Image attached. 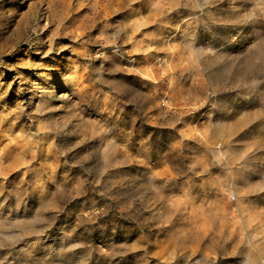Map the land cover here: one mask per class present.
I'll return each instance as SVG.
<instances>
[{
	"label": "rangeland",
	"instance_id": "obj_1",
	"mask_svg": "<svg viewBox=\"0 0 264 264\" xmlns=\"http://www.w3.org/2000/svg\"><path fill=\"white\" fill-rule=\"evenodd\" d=\"M0 264H264V0H0Z\"/></svg>",
	"mask_w": 264,
	"mask_h": 264
}]
</instances>
